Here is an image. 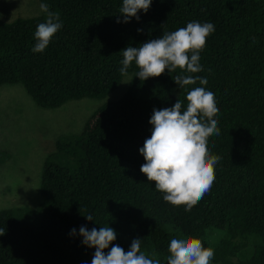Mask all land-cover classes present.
<instances>
[{
  "label": "trees",
  "instance_id": "16d2710c",
  "mask_svg": "<svg viewBox=\"0 0 264 264\" xmlns=\"http://www.w3.org/2000/svg\"><path fill=\"white\" fill-rule=\"evenodd\" d=\"M37 2L58 13L63 26L34 53V33L46 14L0 19V85L21 84L44 109L106 97L124 76L128 46L191 21L211 22L215 30L200 52L202 71L165 70L142 81L133 62L117 99L100 104L77 134L57 137L40 172L37 224L22 219V208L0 209V264H91L95 248L82 243L81 226L112 227V244L125 251L141 238V251L161 261L179 233L212 248L211 263L264 264V0H152L139 20L128 22L119 12L122 0ZM178 75L206 78L219 108L220 135L208 138L210 153L220 157L215 180L187 212L164 201L140 171L153 109L178 99L186 110L187 92L201 86L197 80L181 87Z\"/></svg>",
  "mask_w": 264,
  "mask_h": 264
},
{
  "label": "clouds",
  "instance_id": "9594fccd",
  "mask_svg": "<svg viewBox=\"0 0 264 264\" xmlns=\"http://www.w3.org/2000/svg\"><path fill=\"white\" fill-rule=\"evenodd\" d=\"M151 3L152 0H122L119 12L123 22H128L131 17L139 20L138 11L147 12ZM39 8L46 14V20L36 27L34 53H42L63 26L59 14L50 11L47 3H40ZM214 30L211 22L191 21L185 27L164 32L139 47L128 46L123 49L120 73L126 75L133 62L139 69L136 76L142 81L178 68L198 73L202 71L200 52ZM197 80L201 86L187 92L186 110L182 111V102L178 99L171 107L153 109L149 120L151 135L139 148L145 161L140 171L148 181L155 182V189L164 194V201L173 206L183 205L186 212L210 191L215 180V165L220 160L208 148V138L220 135L215 118L219 113L215 93L205 87L206 78L178 75L174 79L181 87L193 85ZM85 219L93 220V216L85 215ZM3 233L0 229V235ZM75 233L76 229H72L70 234ZM79 234L83 244L95 248L91 264H211L214 256V250L205 247L198 238H184L179 233L170 239L169 254L162 261L149 258L141 251V238L133 239L128 251L112 244L116 231L109 226L99 230L81 226ZM110 244V250L105 253Z\"/></svg>",
  "mask_w": 264,
  "mask_h": 264
},
{
  "label": "rangeland",
  "instance_id": "374dc122",
  "mask_svg": "<svg viewBox=\"0 0 264 264\" xmlns=\"http://www.w3.org/2000/svg\"><path fill=\"white\" fill-rule=\"evenodd\" d=\"M40 13L37 0H0L3 21ZM129 76L102 99H71L53 109L37 106L19 83L0 85V209L22 208V219L37 224L45 156L54 150L58 136L77 134L100 104L117 99Z\"/></svg>",
  "mask_w": 264,
  "mask_h": 264
}]
</instances>
